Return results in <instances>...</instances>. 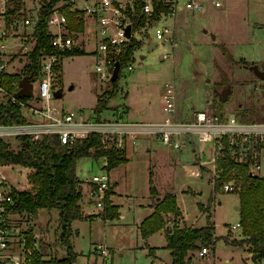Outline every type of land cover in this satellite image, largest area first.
Instances as JSON below:
<instances>
[{"label":"rangeland","instance_id":"374dc122","mask_svg":"<svg viewBox=\"0 0 264 264\" xmlns=\"http://www.w3.org/2000/svg\"><path fill=\"white\" fill-rule=\"evenodd\" d=\"M2 1L0 0V5ZM37 1L40 5V1ZM212 1L204 0L205 9L195 12L193 17L189 16L190 20L183 22V13H177L176 18L181 22L176 23L173 42L155 39L153 27L144 31L145 33H137L142 45L134 50L132 68L125 69L119 77L116 95L109 99L110 109L121 106V104L123 107L125 104L131 112L136 114L137 118L144 117V114H148L149 111L161 108L166 84L171 83L176 93L178 118L181 115L189 116L193 110H209L212 107L214 93L221 95L227 92L224 100L227 114L231 111L235 115L238 112L246 114L249 111L253 120L264 121V79L259 78L253 72L252 66L246 67L241 62L242 60L248 61L251 65L257 64L259 69L264 71V0H219L220 6H215ZM34 9L35 7L31 10L25 9L26 17L32 19V16L36 14ZM192 20L195 21L193 26ZM166 22L171 24L172 20L167 19ZM204 29H212L215 39L212 38V34L204 32ZM2 41L13 45L17 42L10 37ZM152 41H155L156 45L150 49L149 45ZM28 43L32 47L34 39ZM93 45L94 43L88 45V49ZM222 46L234 57L235 61L224 54ZM16 49L17 46L10 51H16ZM164 53L167 57L163 56ZM94 64L91 52H78L65 58L61 67L56 71L54 89L55 92L60 90L62 96H56L54 102L65 110L76 112L77 117L96 116L93 106L98 97L105 96V92L113 86L109 80L100 79L94 69ZM38 85L39 78L32 81L34 92ZM115 102L121 104L114 105ZM110 109L105 110L101 117L112 118ZM27 116L30 115L27 114ZM6 141H9L11 148L21 149L17 138L8 137ZM194 147L196 150H203L207 153L206 143L197 141ZM171 155L177 161V165H174L163 176L167 183L177 189L176 202L182 210L181 213L185 214L190 221L197 222L198 225L204 224L206 214L200 213L197 201L204 206L210 205L217 241L214 244L215 251L210 247L206 260L211 262L213 257L215 264H243L248 251L240 250L224 240V237L232 241L241 238L242 229L240 227L230 229V226L241 220L238 192L242 186L230 192L224 191L222 186L214 189L215 180L208 174L202 173L209 182L205 177L204 181L197 178L199 169L190 152L179 153L177 150H171ZM105 164L102 157L95 159L83 156L76 160V172L80 179L89 178ZM140 165L139 168L132 169L130 166L127 168V181L125 182L127 190L125 192L132 199L128 205L125 200H120L125 203L126 207L128 206L122 209L124 219L107 222L102 217L84 220L77 218L72 222V230L78 229L79 232L71 244L76 252H80L72 264H161L159 261L151 263L150 258L146 256L143 248L144 240L136 226V222L143 213L139 210L140 207L135 205L148 200L149 190L147 179L143 177L142 164ZM0 170L11 183L18 186L23 184L19 166L14 165L13 168L7 165L6 167L0 166ZM259 174L264 175V153ZM29 185L24 189L30 188ZM188 187L193 191L185 190ZM194 191H201V194L197 195ZM120 192L123 193L122 190ZM208 192L209 194H206ZM117 196L122 199V196ZM88 199L95 201L94 205L103 211L105 200L102 206H98L95 198L88 197ZM118 209L116 206V217L119 216ZM84 211L82 209L85 217ZM183 215L180 217L170 212L164 213L166 224L161 229L165 231L167 226L189 225L182 220ZM27 218L29 224L46 238L44 250L48 259H60L67 255L66 247L59 241L60 226L56 209L50 214L43 210L39 215L38 213L36 216L31 214ZM49 218L51 221H47ZM46 231L47 234H43ZM150 236L152 237L147 242L164 250V259H169L170 253L166 247L164 248L165 235L152 233ZM95 243H104L110 250H108L109 254L105 257L97 254L94 251ZM197 252L195 251V255ZM225 258H228L230 262H225ZM253 264L264 263L254 259Z\"/></svg>","mask_w":264,"mask_h":264},{"label":"built area","instance_id":"2783aa9c","mask_svg":"<svg viewBox=\"0 0 264 264\" xmlns=\"http://www.w3.org/2000/svg\"><path fill=\"white\" fill-rule=\"evenodd\" d=\"M4 2L0 7L4 20L0 28V38L15 34L20 27L17 19L6 21ZM159 3L164 8L156 11ZM212 3L215 6L221 5L219 0H213ZM204 7L205 3L201 0H184V2L180 0H61L57 2L48 19L51 49L40 57L41 67L37 77L39 85L35 92L31 88V94L27 99L16 96V92L21 88V81L12 80L8 84H3V74L13 73V70L12 59L2 53L4 45L0 44V104L18 103L24 117L22 123L0 124V139L17 138L22 134L30 135L34 139H40L45 135H58L62 144L70 146L82 141L88 134L97 132L101 134L105 146L124 150L127 137L136 138L139 133L149 132L161 143L177 150L186 146H192L195 150L194 144L197 141L206 143L207 159L201 160L197 166L204 168L215 183L221 173L218 159L223 156L226 146L230 158L246 167V175L258 174L262 167L260 153L264 148V121L253 119L239 121L233 113H226L225 118H221L217 114H209L206 109L196 110L188 118H178L176 94L171 83L166 84L163 94L161 109L164 116L161 121L154 123L124 121L110 117L100 119L96 116L77 117L76 112L65 110L54 102L56 71L69 56V52L75 48H83L82 31L70 28V17L75 23L81 22L84 27L92 26L94 47L91 53L95 62L94 69L101 80L107 79L111 82L117 62L118 77L122 76L125 69L132 68L134 52L130 56L131 59L123 66L121 57L132 44L133 39L141 41L137 33L141 34L153 27L155 39L173 42L174 26L166 20L174 19L181 10L198 12ZM36 17L34 19L23 17L20 25H34ZM127 26H130L129 35L126 32ZM33 32L34 28L29 36L35 41ZM32 47L22 43L21 51L26 55V59ZM163 56L167 57V54L164 53ZM23 72L22 68L16 73L22 78ZM106 164L89 179L93 184L90 197L96 199L98 206H102L105 194L112 185ZM6 165L14 167L13 164ZM6 165L0 166L6 167ZM17 166L20 167L23 178L21 186L11 183L0 170V264H34V260L39 255L41 259L47 258L46 252H43L46 238L29 224L27 214L17 210L16 193L30 184L28 178L32 171V168L25 165ZM229 177L222 184V189L226 192L238 188L245 180L244 174L236 166L230 171ZM240 226V222H237L231 225L230 229ZM97 247L105 256L109 254L104 246ZM209 252L210 247L201 246L197 252V264H212L206 260Z\"/></svg>","mask_w":264,"mask_h":264},{"label":"trees","instance_id":"16d2710c","mask_svg":"<svg viewBox=\"0 0 264 264\" xmlns=\"http://www.w3.org/2000/svg\"><path fill=\"white\" fill-rule=\"evenodd\" d=\"M39 10L35 19L34 27V45L28 53L27 62L23 67V76L31 75L34 80L37 79L41 67L40 57L51 49L50 30L48 19L54 9V5L61 0H39ZM19 2H14V8L8 9V13H17L20 9ZM67 9L66 6H64ZM163 5L159 3L156 11L163 9ZM68 10V9H67ZM6 15V21L11 20ZM70 28L78 31L83 30L81 22L75 23L70 17ZM142 45L141 41L133 39L132 44L122 55V66L130 60L131 54L137 47ZM223 47V46H222ZM84 52L79 48L69 52V56L73 53ZM223 52L229 59L235 61L234 57L228 53L225 47ZM246 67L252 66L248 61H242ZM3 84H8L12 80L21 81V76L17 73L3 74ZM119 77L113 79V85L110 90L105 92V96L97 99L93 111L96 118L100 119L102 113L109 109V99L116 95ZM60 91V90H58ZM61 92V91H60ZM27 99L28 96H21L20 99ZM225 101L219 100V94L214 93L212 107L207 111L209 114H217L221 118H225L227 113ZM248 113V114H247ZM251 112H238L236 118L239 121H249L252 119ZM249 115V116H248ZM24 117L18 103L0 104V124L22 123ZM20 142L19 150L10 147L9 141L0 139V165L13 164L27 166L32 168L29 175L30 188L18 191L16 193L17 210L27 215H37L38 210L42 208L56 209L60 226L59 241L66 247L67 255L58 258H43L37 256L34 264H72L78 254L73 250L71 237L73 230L71 224L77 218H83L80 198L81 181L76 176V160L83 156L92 158L105 157L106 167L108 170L127 161L124 150L115 147H107L102 142L101 134L92 132L80 142H75L68 146L62 144L58 135H45L40 139H34L30 135L22 134L17 137ZM218 166L221 170L220 178L216 180L214 189H219L225 180L230 177V171L234 166L244 174L245 180L241 184L240 194V227L243 237L239 240L232 241L228 237H224L227 244L238 246H249L256 260L264 259V177L258 174L246 175V167L237 164L230 158L229 149L226 146L223 156L218 159ZM150 193L156 194V188L151 181ZM110 190L105 194V206L102 215L105 218H114L117 216L116 206L111 204ZM199 209L206 213V223L200 227L184 225L182 227H166V247L171 249L172 261L170 264H194L190 256V251H198L201 246H208L214 249L217 241L214 230V221L212 220V212L210 205L204 206L198 202ZM173 213L176 216H182L179 206L176 202V196L171 191H167L162 199H158L155 203L153 212L145 218L140 224V232L142 237H147L163 228L166 224L164 213ZM169 228V230L167 229ZM43 246V252L44 250ZM150 253L153 254L155 249L149 247Z\"/></svg>","mask_w":264,"mask_h":264},{"label":"crops","instance_id":"0c3cea01","mask_svg":"<svg viewBox=\"0 0 264 264\" xmlns=\"http://www.w3.org/2000/svg\"><path fill=\"white\" fill-rule=\"evenodd\" d=\"M3 2L5 4L6 11L8 9L12 10V8H14V6H15L14 2H19L18 4L20 6L19 7L20 9L18 10L17 13L11 12V13H8V15L6 13V15L10 19H13V18L17 19L18 24L20 26L18 31L15 34H9L7 36H4V37L0 38V44L4 45L2 53L4 55H6L7 57L12 59L11 60L12 61V70H13V73H16V72L21 71V69L23 68L24 64L27 62L26 61L27 60L26 59V55L23 54L22 51H21V45H22V43L30 44L28 42L30 40H32V39L30 38L29 35L33 31V28H34V25H29V26L20 25L21 19L23 17H26V15L24 14V10L25 9L26 10L27 9L31 10V9H33L35 7L36 10L34 9V13L36 12V14H37V9H39L38 8L39 7V3H38L37 0H3L1 2V5H2ZM1 5H0V7H1ZM204 9H205V7H204ZM204 9H202L201 11H203ZM1 10L2 9L0 8V28H2V25L4 23L3 15H1ZM201 11H198V12H201ZM180 12L183 13L182 14V16H183L182 21L183 22L185 20H190L188 17L189 16L193 17L194 14H195V11L192 12V11H188V10H181L178 13H180ZM36 14H34L32 16V18H35ZM20 16H22V17H20ZM177 22H181V21L179 19H177L176 16H175V18L172 19V23H173L174 29L176 27V23ZM194 23H195V21H193L192 26L194 25ZM203 31L206 32V33L212 34V36H213L212 38L215 37V35L212 33V29H204ZM175 33H176V30H174L173 38H174ZM92 34H93L92 33V26H90V25L87 26L86 25L83 28L82 34H81V38L83 39L82 40L83 42L81 43L83 48L81 47V50H83L84 52H89L90 53L91 49L94 47V45H93L92 48L88 49V45H91V43L92 44L94 43ZM7 37L15 39L17 41L16 44L13 45V44H9V43H4L2 40L7 38ZM15 46H17L16 51L15 50L14 51H10ZM118 104H121V103H117V102L114 103V105H118ZM110 111H112V115H111L112 118L121 119V120H124V121L128 120V121H133V122H140V123H144V122L145 123L158 122V121H161L163 116H164L163 110L160 107H158L157 109H155L152 112L149 111L148 114H144V117L142 116L141 118H137L136 114L134 112H131V110H129L128 106L125 105V104H123V107H122V104H121V106L114 107L113 109H110ZM177 111H178V109H177ZM194 112H195V110H193L190 113L189 116H187V115L183 116V115H181L179 113L181 115L180 118H188ZM231 113H232V111H231ZM82 117L86 118V116H82ZM125 145H126V147L124 148V152H125V156L127 158V161L124 162L123 164H121V166L120 165L119 166H115V167L111 168V170H109V176H110L111 183H112L111 194H110L109 198H110L111 204H113L115 206H118V208H119L118 209V213H119L118 215L119 216L110 219V218H105L102 215V209L94 205L95 201H91L90 199H88V197H90V191H91V189L93 187V184L89 181V179L91 177L85 178V179H80L79 176L77 175V172H76V176L81 181L82 196L80 198L81 199L80 200V204H81V208L83 210H85L84 211L85 212L84 213L85 217L81 218V220L88 219V218L89 219H93L95 217H102L105 221L111 222L112 220H120L121 218L124 219L125 215L122 212V209L123 208H128V206L126 207L124 205L125 203L120 202V200H125V202L128 205V203H131V199H132V197L127 195V193L125 192L127 190V186L125 184V182L127 181L126 180V175H127V171H128L127 168H128V166L132 167V169L135 168V167L139 168V167H141L140 164H142L143 177L145 179H147L148 189L149 190H148V193H147L148 200L146 202H144V203H137L135 205L138 208L140 207L139 210L143 213L142 217L139 218V220L136 222L137 230H138V232H140V228L139 227H140L141 222L153 212L155 203L157 202L158 199H162L164 197L165 192L171 191L174 194V196H176V198L178 197L177 193H176L177 189L172 184L167 183V181L164 179V176H163L168 170H171L174 165L175 166L177 165V161H175L174 158L171 155V150H173V151L175 150L176 151L177 149H174V148H172V147H170V146H168V145H166L164 143H161L156 138L155 135H153L152 133H149V132L139 133V134H137L136 138L127 137ZM177 151L179 153L180 152H184V151L190 152L192 154V156L194 157V160L196 161V164H198L201 160L207 159V155H206V153L203 150H201V151L196 150V149L194 150L193 147H191V146H186L184 149H180V150H177ZM263 153H264V148L261 150V153H260L261 165H262ZM102 158L104 159V162H105L106 161L105 158L104 157H102ZM197 168L199 169V175L197 176V178H199V180H201V181H204L205 178H206L205 175H204L206 173V171H204V168H202L200 165L197 166ZM202 173H204V174H202ZM259 175L264 177V175H261V174H259ZM85 181H86V183H85ZM151 181L153 182V185L156 188V194L155 195H152L150 193ZM206 181L209 182V180L207 178H206ZM29 187H30V185H29ZM120 190L123 191L124 195H122L123 193H121ZM185 190L191 191L192 189L188 187ZM211 190H212V188H211ZM194 193H197V195H199V194H201V191H199V192L198 191H194ZM206 194H209V192L206 193ZM117 195L122 196V199L118 198ZM193 196L195 197V195H193ZM195 200H196V198H195ZM129 208L131 209V207H129ZM43 210H45L48 214H50V212L52 210H54V209H46V208L39 209L38 210V215ZM180 211H182V210H180ZM200 213L201 214H206V213L202 212L201 210H200ZM182 215H183V213H182ZM183 216L184 217H183L182 220H185L187 222V224H189L190 226L200 227V226H202V225H204L206 223L205 222L204 224L198 225L197 222L190 221L185 214ZM49 220L51 221L50 218L47 221H49ZM212 220H213V217H212ZM237 222H240V221H237ZM237 222H235V223H237ZM234 224H232V225H234ZM78 232H79L78 229H74L73 230L71 243H72L73 238L76 235H78ZM44 233L47 234V231L43 232V234ZM154 233L164 234L165 237H166V230L164 231V230L160 229V230H158V231H156ZM140 235L142 237V233L141 232H140ZM150 235H152V234H150ZM150 235L147 237V239H144L142 237V239L144 240L143 248L146 251V256L150 258L151 263H153L155 261H159L161 264H170L171 261H172L171 249L167 248L166 245L164 246V248L166 247V249H168V251L170 253L169 259L165 260L164 257H163V253L165 251L164 250H160L154 244H149L147 242L152 237ZM242 237H243V234L241 235V238ZM166 243H167V238H166ZM98 245L104 246L107 250H109V248L104 243H95L94 244V251L97 254L101 255L102 257H105V255L102 253V251H100V249L97 247ZM235 246L238 247L240 250H244V251L247 250L249 252V253L247 252V254H246L247 256L244 259L242 258L243 259V264H253L254 257H253V253L250 250L249 246H245V245L244 246L235 245ZM72 247H73V244H72ZM149 247H152V248L155 249V252L153 254L150 253ZM73 250H74V248H73ZM214 251H215V249H214ZM77 254L79 255L80 252L78 251ZM190 256H191V258L193 260V263L197 264V261H198L197 253L195 255V251L194 252L190 251ZM261 261L264 263V259L261 260ZM225 262L229 263L230 260L228 258H225ZM211 263L215 264V258L212 257Z\"/></svg>","mask_w":264,"mask_h":264},{"label":"water","instance_id":"95a60500","mask_svg":"<svg viewBox=\"0 0 264 264\" xmlns=\"http://www.w3.org/2000/svg\"><path fill=\"white\" fill-rule=\"evenodd\" d=\"M130 26H127L126 32L127 35H129ZM156 45L155 41H152L149 45L150 49H152ZM118 70H119V63L117 62L115 65V68L113 70L112 79H116L118 77ZM252 70L255 72V74L261 78L264 79V71L260 70L257 64L252 65ZM34 79L31 78V75L23 76L20 82L21 88L16 92V96H29L31 94V88H32V81ZM55 96H62V92L56 91L54 93ZM227 97V92H224L223 94L219 95V100L224 101ZM169 230V228H167ZM198 263V261H197Z\"/></svg>","mask_w":264,"mask_h":264}]
</instances>
